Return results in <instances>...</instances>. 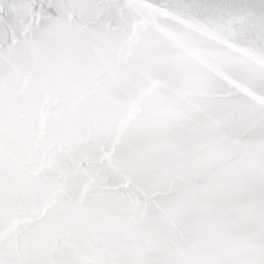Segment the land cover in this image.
Wrapping results in <instances>:
<instances>
[{
    "label": "snow or ice",
    "instance_id": "snow-or-ice-1",
    "mask_svg": "<svg viewBox=\"0 0 264 264\" xmlns=\"http://www.w3.org/2000/svg\"><path fill=\"white\" fill-rule=\"evenodd\" d=\"M0 264H264V0H0Z\"/></svg>",
    "mask_w": 264,
    "mask_h": 264
}]
</instances>
